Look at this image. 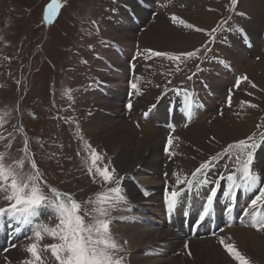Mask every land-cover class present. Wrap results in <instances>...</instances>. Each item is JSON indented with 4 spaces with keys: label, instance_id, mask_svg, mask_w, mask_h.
Instances as JSON below:
<instances>
[{
    "label": "rangeland",
    "instance_id": "rangeland-1",
    "mask_svg": "<svg viewBox=\"0 0 264 264\" xmlns=\"http://www.w3.org/2000/svg\"><path fill=\"white\" fill-rule=\"evenodd\" d=\"M166 1L162 0L163 3ZM139 2L144 3L149 11L142 14L137 10V7L144 9ZM170 2L172 7L166 3L165 8L157 11L155 7H152L151 1L148 0H130L129 3L125 0H0V157L3 158L6 165L14 169L19 168V162L23 159L25 161L23 166L25 174L31 171L30 163L34 161L43 180L46 181V184L41 185V189L49 201V206L41 210L42 215L39 216L36 223L34 222L35 226L31 229L40 230L41 238L37 240L35 236L31 237L30 233L26 239H23L28 244H37L41 259L35 261L32 257L28 258V261L32 260L33 264H59L47 246L59 245L61 241L52 239L41 228V225L54 228L58 223V220L53 217V209L50 206L56 202V195L49 189H54L60 194H69L73 200L79 202L81 204L80 215L86 224H90L93 223V216L100 218L98 216L100 204L97 200V194H109L108 189L115 187V182L124 177L123 173L118 172L113 176L110 184H105L98 176L94 179L93 175L89 174L90 168L95 172L91 163V153L92 149H95L97 154L101 156V151L98 145L93 146L86 137L81 136L77 131L79 128L74 130L77 122L75 121L77 120L76 111L80 112L81 115L88 116L94 108L101 107L99 106L101 103L111 101L112 98L109 95L111 93L115 95L114 100L120 101L121 106L122 103H125L126 92L129 93V98L133 92V88L125 91L126 87L132 85L130 82L132 77L127 80L126 74L118 73L124 77L122 85L103 88L107 90V93H102L103 99L91 100L90 95L81 102L74 99L80 87H84L85 84L90 85L89 83L92 82L93 77L91 76L81 80L82 84L79 82L88 70L94 67L92 63L99 61L100 64H104V68L110 70V65L105 60H92L101 47L104 48L102 50L120 53L119 56L124 61L122 65L125 71L126 65L135 67L136 62H147L148 60L154 62L158 77V83L155 84L154 90L155 92L156 90H158L157 92L161 91V98H169L160 99L159 97L160 103H162L161 108L167 118L160 120V123L154 121L152 123L154 124L153 128H163L164 131L186 130L189 125L200 120V115L196 112H201L203 109L206 110V118L203 120L206 126H211L214 120L215 123L218 121L223 123L221 129L224 131L222 133L224 138L222 141H225L220 142L214 137L210 138L211 140L208 139L209 141L203 140L202 149L197 150L198 160L196 161H198V166L209 156L222 152L228 145L239 140H246L251 136L253 140H249L247 143L249 145L254 143L256 147L245 148L241 159L246 160L247 152H252L254 157L252 167L257 164L261 167L258 174L261 181L264 182V160L261 163L258 161L260 154L264 153V41L261 45L262 38H264V0H237L235 7L232 5V0H173ZM50 3H55L58 7L52 20L45 23L43 16L47 5ZM116 3L126 4L125 13L123 16L120 15L121 18L125 19V23L114 20L112 17L117 12ZM153 3L162 7V4L158 3L157 0H153ZM136 10L140 13H136ZM173 14L194 25L195 28L203 29V31L174 25L169 19ZM105 18L116 22L112 24L113 28L107 26V19L105 20ZM138 20H144V22L138 25L135 23ZM127 22L134 23L132 24L134 29H131ZM122 25L124 28L128 26L131 35L138 38L146 35L147 45L144 46V43L140 41L139 43L137 41H123V47L119 48L121 51H116L118 48L113 43H117L118 40L112 35L116 34ZM155 25H163L166 30L173 32V39H181L178 40L180 42H175L176 49H171L175 50L174 52L170 49H168L170 51L164 50L166 48H162L160 51L179 54L201 49L197 58H191L180 63L178 68L177 62L170 61L165 57L149 58L144 50L150 49L149 47L153 44L147 32L150 26ZM128 28H126V32L129 31ZM213 28H216L217 31L211 34ZM248 28L253 34H257L260 38L259 42L253 43ZM165 32L168 33V31ZM213 35L215 37L214 42ZM184 43L186 44L184 45ZM177 46L181 48L178 49ZM241 46H245L246 49ZM184 47L185 49H183ZM236 48L243 50L241 54H243L246 64L253 63H251L252 67L249 71L244 66L233 64L232 58L237 53L235 52ZM152 50L154 49L152 48ZM145 58L148 59L145 60ZM116 61L119 62V59L117 58ZM89 64L90 68L88 67ZM133 66L129 68L131 73ZM193 73L196 75L189 80L187 77ZM143 77H137L139 80L138 84L135 83L137 88L140 87V83L146 81V77L144 80ZM204 77L206 79H201ZM207 77L210 83L207 82ZM216 79L220 81L217 87L221 90L218 94H213L214 87L217 85ZM237 79H240L238 86L236 84ZM117 82L119 81L116 80ZM145 83H149V81ZM101 84L111 85L109 81L108 83L106 81V84ZM89 89L86 87L84 90ZM117 89L122 90V92H117ZM179 93H186L188 96L186 100L178 98L182 108H187L189 101L193 106L190 116L193 115L194 117L192 116L189 121H186L183 115H179L177 118L178 116H174V112L167 114V101L172 97L178 101L175 96ZM229 96L231 97V106H229ZM163 101H165V105ZM208 101L211 102L208 103ZM250 105H255V107H250ZM207 106L209 108H205ZM119 110L122 108L120 107ZM172 116L173 119L171 120ZM219 118L220 120H217ZM168 125V129H164ZM25 141H27V152L24 150ZM240 152L239 149H232L231 154L220 161L219 165L221 164L222 168L218 169V172L228 171V174L235 172L238 167L236 157L240 155ZM97 165L101 168L106 165L109 166L102 160L97 161ZM225 165H227V169ZM235 174L237 175L239 172ZM259 186H264V183ZM245 192L247 193V191ZM6 195L7 193L0 194V208L8 206L9 202L5 198ZM221 195L218 194V197ZM247 195L249 194L247 193ZM249 196L251 197L252 194ZM245 197H247L245 193H240L233 203L230 200H224V197L223 199H216L221 205L217 207L218 203H215L214 207L218 210L219 217H225L224 208L226 204L234 205V207L237 205L235 210L231 212V223L226 225L225 218L223 220L220 217L218 222L220 229H231L237 224V226L239 224L245 225L252 221L251 213L257 215L261 205L258 204L255 208L249 207L246 205L249 202L245 204L242 201ZM144 199H146L145 196ZM223 201L224 204H222ZM115 206L109 209V216L107 217L112 219L110 229L114 227L116 208L119 209L118 203ZM262 207L264 209V205ZM245 211L249 213L248 216L243 215ZM233 212H235L234 215ZM140 213L143 214L144 211H140ZM259 216L257 215L256 219ZM157 217L159 216L154 214L152 218H147L148 221L142 222L145 218L140 216L137 220L142 223L144 228H148L147 230L154 231L157 227V219H160ZM34 230L32 231L33 234ZM113 231L112 229L111 233L114 236ZM173 232L181 238L185 235L181 225L176 230L174 227ZM186 232L188 233L187 230ZM204 236L205 234L200 235L198 240H205L202 239ZM208 237L214 238L216 235L209 234ZM8 241L10 242H4L1 249L10 247L12 239ZM15 245L13 243L11 249ZM148 248L150 247L147 244L135 251L134 255L150 261L163 258L160 257V254L153 256L154 258H151V255L146 257L147 253L144 250ZM2 253L0 251V263L10 264L4 257L7 252ZM185 253L187 255L188 251L186 250ZM174 255L177 253H172L171 256ZM169 256L167 254L163 259L166 260ZM226 256L229 260L230 255L226 254ZM127 258L126 255L124 261Z\"/></svg>",
    "mask_w": 264,
    "mask_h": 264
},
{
    "label": "bare ground",
    "instance_id": "bare-ground-1",
    "mask_svg": "<svg viewBox=\"0 0 264 264\" xmlns=\"http://www.w3.org/2000/svg\"><path fill=\"white\" fill-rule=\"evenodd\" d=\"M125 1L129 3L130 0ZM148 1H151L152 7H155L158 11L161 8H165V6H167L166 3L169 0H167L165 3H163L164 1L162 2V0H157L158 3L162 4V7H159L158 4L154 5L153 0ZM170 1L167 4L168 6L172 7ZM139 3L144 7V9L137 7V10L142 12V14L146 13V11H149V8L145 6L144 3ZM115 5L117 12L112 17H114V20L125 23V19L121 18L120 15L123 16V13H125L126 4L124 5L116 3ZM137 10L136 13H140ZM134 18L137 19L136 17ZM106 19L107 18H105V20ZM113 21L110 19L106 20V24L109 28L114 27L112 24L116 22ZM142 22H144V20H138L135 23L139 25ZM132 24L134 23H129L128 26L131 29H134V26ZM128 26H125L124 28V25H122L118 28L116 34L112 35L113 38H116L118 40L117 43H113L118 48L116 49V51L118 52L121 51V49L119 48L123 47V41H137L138 43L140 41L144 43V46L147 45L145 37L146 35L139 36V38L135 35H131ZM126 28H128L129 30L127 31L128 33L125 31ZM148 30L149 31L147 32V34L153 44V46L149 48H153L155 51H160L162 48H166L164 50H171L172 48L176 49L175 42L181 40L180 38L173 39V32L171 33L169 30H166L163 25L150 26ZM165 31H168V33ZM248 31L249 35L253 38V43L259 42L260 38L257 36V34H253L250 28H248ZM263 41L264 38H262L261 45ZM151 42H148V44H151ZM185 44L186 43H184V45ZM179 47L178 49L181 48ZM241 47H243V49H246L245 46ZM102 49L104 48L101 47V49L97 51L92 60H105L109 63L110 70L108 68L106 69V67L104 68V64H100L99 61L92 63V65L94 66L92 68H90L89 64L88 67L90 69L88 70L87 74L84 75L82 79H80L79 82L82 84L81 80H85L87 76L93 77V80H91V83L88 82L90 85L85 84L84 87L79 88L77 95L74 96L75 100H78V102H81L82 100L84 101L86 98H88L89 95L91 96V100L98 101V99H103L104 95L102 93H107V90H104L103 88L110 86L120 87L122 85L124 77L120 76L118 73L126 74L127 80L132 77L130 81L132 84H135L136 82V84H138L139 80L137 79V77L141 78L142 76H144L143 80L146 77L145 82L149 81V83H145L143 81L142 84L140 83L139 88L133 89L132 94L130 93V98L129 93L126 92L127 95L125 103H122L121 106L120 101L114 100L115 95L111 93L109 95L111 96L112 100L101 103L99 105L101 107L94 108L95 110L93 109L88 116L84 114L81 115L80 112L76 111L77 120L75 121L77 122L75 124L76 127L74 128V130L79 128L77 129V131H79L82 137H86L88 139L87 141L93 146L98 145V148L101 151V160L104 163L109 164L110 167L114 166L116 169V173L120 172L124 174L122 181V193L126 196L127 203H118L119 209L118 207L116 208L117 212L115 213L113 223L114 227H112V229L114 230L113 234L115 236V239L118 242H121L120 244L124 246V252L123 255L122 253L121 255L124 258L126 255L128 256L126 261H123V264H238V261L234 260L231 256H229V260L227 259L226 254L228 253L220 244V238H224L226 243H231L232 245H234L235 248L249 261V264H264V229L257 231L251 226H245L250 225L252 221L245 225L239 224V226H237V224L231 229L226 228L225 230H222L218 227V222L219 219L223 217L220 216V218L218 216V210L214 209L201 226H195L197 214L201 210V204L203 202V198L205 197L204 194H207L209 187H211L212 185L202 186L199 190V195H197L196 189H193L192 193L185 192L181 197H179L178 205L171 214L168 213L165 206V189L167 187L170 191L171 188L175 185V177L172 176V173L176 172L177 175H180L181 177H183L185 174L190 176L191 172L194 171L196 167H198V161H196L198 160L197 150L202 149V141L214 137L221 142L224 138L222 137V133L224 131L223 129H221L223 123H220V121L215 123L214 120V123L211 126H206V123L203 122L204 118H206V110L203 109L201 112H196V114L200 115V120L196 123L194 122L192 125H189L186 130L183 129L178 131H164L162 130L163 128H153L154 124L152 123L154 121H158V123H160V120L166 118L163 109L161 108L162 103H160V99L163 98L160 97L161 91L157 92L158 90H156L155 92L154 90L155 84L158 83V77L155 71L156 68H154V62H150V60H148L147 62H136V68L133 65H130L131 67L133 66V71L131 73V69L129 70L130 66L128 65L125 66V71L124 66L122 65L124 61L119 56L120 53L117 54L116 52ZM183 49H185V47ZM237 50H235V52H237L235 54V57H231L233 60V64L241 67L244 66L249 71L253 63L249 62V65L246 64L247 62L245 61L243 54H241V51L243 50L240 48ZM171 51L174 52L175 50ZM117 58L119 59V62L116 61ZM146 59L148 58H145V60ZM201 79H206V77ZM116 80L119 81L117 82L118 84L116 83ZM106 81L107 83L109 81L111 85H100V83L106 84ZM208 81L210 83V80L207 77V82ZM215 81L217 85L214 87L212 93L218 94L221 90H219V87H217L220 84V81L219 79H216ZM86 87L90 89L84 90ZM131 89L132 87L131 85H129V87L125 88V91ZM118 91L122 92V90L117 89V92ZM116 96L118 97L117 94ZM156 102V108L149 111L146 120L143 119L142 114L148 111L149 107L154 106ZM163 102V104L165 105V101ZM210 102L211 101H208V103ZM129 103L132 104L131 109L127 108V105ZM120 107L122 108V110H119ZM205 108L209 107L207 106ZM174 116H178L177 118H179V114H174ZM217 120H220V118ZM225 130L227 131V129ZM170 135L174 138V142L171 147V152L173 153V155L171 157L165 153V147L167 146L168 140L167 137H169ZM263 157L264 153H261L258 158V161L260 163L263 162ZM221 168L222 166L220 164L217 166V168L213 169V172L210 175V179H215L218 169ZM260 168L261 167L258 166V164L256 166L253 165L252 171L258 174ZM165 173H168L167 177L165 176ZM224 174H228V171L224 172ZM240 175V173L236 175L237 182H240ZM180 187H185V185H180ZM250 190H252V194L254 189L247 190L248 194ZM238 192V195L240 193H245L247 196V193L243 188H241V190L239 189ZM218 194L222 193L218 192ZM218 194L217 198L223 199V197H218ZM144 196L146 197V199H144ZM215 203H218L217 207L221 206L217 200ZM231 203H233V201ZM222 204H224V201ZM236 207L237 205H235L233 210H235ZM140 211H144V213L141 214ZM258 211H264L262 205L260 206V209ZM234 213L235 212H233V215ZM154 214H157L159 216L157 218H160L157 219V223L155 222L157 224V227H155L154 231L147 230L148 228H144L142 226V223L137 220L138 217L142 216L143 218H145V220H143L142 222L148 221L147 218H152ZM252 214L253 213H251L250 216H252ZM41 215L42 214H40V216ZM181 216L183 217V220H181ZM224 218L226 225L231 223V213H229L228 215L225 214ZM259 219H261L260 216L257 218V220ZM36 220L38 219L33 218L31 225H22L21 227L23 228V230L21 232H12L11 234L7 218H5L4 220H0V251L3 252L2 254H5L7 252L4 257L7 258L10 264H24V262L28 261V258L30 259V256L26 251V248L29 244L26 242V240L23 239H26L30 233L31 237L34 236L32 232L34 229H31L35 226L34 222L36 223ZM180 225L183 228V233L185 234L182 236V238L180 236H177L173 232L174 227L176 230V227L178 228ZM187 226H190L191 229H195L196 234L193 237H190V229L188 233L186 232L185 228ZM210 228H213V233L210 232ZM112 229L110 230L112 231ZM34 231H36V229ZM204 234L205 236L202 239L205 240L199 241L198 239L200 235ZM209 234H214L216 235V237L210 238L208 237ZM11 239L12 243L10 244V247L8 249H5V247L1 249V246L4 244V242L9 243L10 241L8 240ZM125 241L127 243H125ZM13 243L16 245L11 249V245ZM147 244L150 248L144 250V252L147 253L146 257H150L151 255L152 258L157 254H160V257L163 258H165L167 254L170 256L166 260L161 258L157 261H150L147 259L136 257L134 255V252L138 251V249ZM185 245H187V248L185 247ZM186 250L188 251L187 255L185 253ZM172 253H177V255L171 256Z\"/></svg>",
    "mask_w": 264,
    "mask_h": 264
},
{
    "label": "snow or ice",
    "instance_id": "snow-or-ice-1",
    "mask_svg": "<svg viewBox=\"0 0 264 264\" xmlns=\"http://www.w3.org/2000/svg\"><path fill=\"white\" fill-rule=\"evenodd\" d=\"M236 3L237 0H232L233 7H235ZM57 7L58 5L55 3L47 5L43 16L45 23L51 21L53 16L56 15ZM169 19L174 25H180L188 29H194L195 31H203V29L195 28L194 25L187 23L174 14ZM238 30L243 31L242 29ZM216 31L217 29L213 28L211 34H214ZM214 41L215 37L213 35ZM144 51L148 54L149 58L165 57L170 61H175L178 68L180 63L191 58H197L201 49L181 52L179 54L152 49H145ZM220 62L223 63V61ZM197 67L199 68V65ZM194 75L196 73L187 78L191 80ZM236 84L237 86L240 84V79H237ZM131 87L136 89L137 85L132 84ZM229 106H231L230 96ZM250 107H255V105H250ZM127 108L131 109L132 104L129 103ZM188 108H191L190 101ZM188 115L190 116V111ZM249 140H253V137L250 136L246 140H239L234 144L228 145L222 152L209 156L207 160L201 162L191 172L190 176L185 174L181 177L176 172H173L172 176L175 177V185L170 191L166 187L164 193V201L168 213L171 214L175 210L179 197L185 192L192 193L193 189H196L197 195H199L201 187L206 185L212 186L209 187L201 204V210L197 214L196 227L201 226L214 210L218 192L222 193L226 200L234 201L238 198L239 189L243 188L245 191L254 189L252 196L249 198L248 206L255 208L258 204L264 205V186H259L264 182L261 181L259 174L251 170L254 158L253 153L247 152V159H241L245 148L256 147L254 143L249 145L247 143ZM173 142L174 138L170 135L165 147V153L170 157L173 155L171 152ZM232 149L241 150L240 155L236 157L238 167L235 172L227 175L217 172L216 178L210 179L213 169L217 168L220 161L231 154ZM24 150L27 152V141H25ZM101 159L102 157L97 154L96 150L92 149L91 163L93 168H95V172L90 168L89 174L93 175L94 179L98 176L105 184H110L112 183L113 176L116 174V169L114 166L110 168L108 165L103 168L99 167L97 161ZM24 163L23 159L20 160L19 168L14 169L6 165L3 162V158L0 157V194L7 193L5 198L9 202L7 207L0 208V220L7 218L10 234L12 232H21L23 230L22 225H31L32 219H38L41 210L49 206L48 198L43 194L41 189V185L46 184V181L43 180L36 163L31 161V171L26 174L23 168ZM225 168L227 169V165H225ZM236 172L241 174L240 182L236 180ZM165 176L167 177L168 173H165ZM122 181L123 177L121 180L116 181V186L108 189L109 194H97V200L100 204L98 211L100 218L93 216V223L90 224H86L84 218L80 215L81 204L79 202L73 200L69 194H60L54 189H49L50 192H54L56 195V202L50 206L53 209V217L58 220V223L54 228H48L44 225H41V228L52 239H59L61 241L59 245L52 244L47 246L59 264H123L124 257L121 253L124 252V248L112 235L110 230L112 219L107 218L109 216V209L114 208L116 203H127V198L122 193ZM180 185H185V187H180ZM233 207L234 205L226 204L224 208L225 214L231 213ZM243 215L248 216L249 213L245 211ZM245 226H251L260 231L264 229V218L257 220L256 216L252 214V223ZM34 236L39 240L41 238V231L36 230ZM125 243L127 242L125 241ZM220 244L234 260L238 261V264H249V261L235 246L231 243H226L224 238H220ZM185 247L187 248V245ZM26 251L35 261L41 259L36 243L29 244ZM24 264H33V261L29 260L24 262Z\"/></svg>",
    "mask_w": 264,
    "mask_h": 264
}]
</instances>
